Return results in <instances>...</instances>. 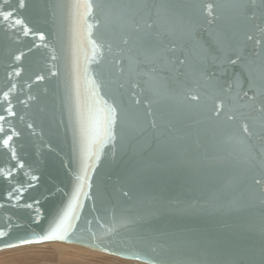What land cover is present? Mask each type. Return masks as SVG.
I'll list each match as a JSON object with an SVG mask.
<instances>
[{"label": "water", "instance_id": "obj_1", "mask_svg": "<svg viewBox=\"0 0 264 264\" xmlns=\"http://www.w3.org/2000/svg\"><path fill=\"white\" fill-rule=\"evenodd\" d=\"M188 2L197 25L189 44L199 42L218 58L209 59L203 73L185 69L179 82L169 79L163 99L148 91L147 67L129 79L126 60L123 76L112 67L117 48L93 49L91 39L100 44L111 39V33L98 9L86 12L85 0H26L18 15L33 32L45 34L43 41L24 36L20 29L15 34L0 30V90L6 89L7 74L20 67V77H12L18 98L35 97L27 105L13 100L17 117L12 123L20 133L13 146L25 165L17 169L16 180L27 187L33 175L38 177L24 200L32 203L35 198L39 210L37 216L15 202L0 209V225L7 224L9 215L14 221L11 235L0 238V249L8 243L19 245V237L42 236L55 228L72 202L82 160L88 159L91 199L81 194L74 204L70 222L76 227L66 238L37 243L59 240L150 264H264V196L260 194L264 153L259 152V141L236 139L242 116L260 118L251 108L259 73L249 76L245 65L232 66L214 43L227 21L235 47L251 59L260 48L245 34L262 35L264 9H235L231 7L235 0H205L224 6L223 18L209 24L198 7L202 0ZM8 3L17 6V0ZM19 52L26 55L14 62ZM36 75L46 78L36 81ZM93 79L105 84L95 97ZM137 83L140 87L133 89ZM113 99L121 107L117 139L103 143L107 116L103 100L112 103ZM135 99L142 100L139 109ZM146 100L158 101L153 105L157 127L128 134L127 126L137 111L143 112ZM218 105H223L219 116ZM228 116L236 120L229 121ZM81 119L83 143L74 144L73 129L79 131ZM8 163L6 151L0 148V165ZM255 179L261 185L254 184ZM5 187L0 184V191ZM85 191H89L87 182Z\"/></svg>", "mask_w": 264, "mask_h": 264}, {"label": "snow or ice", "instance_id": "obj_2", "mask_svg": "<svg viewBox=\"0 0 264 264\" xmlns=\"http://www.w3.org/2000/svg\"><path fill=\"white\" fill-rule=\"evenodd\" d=\"M84 6L87 13H91L93 9H98L104 16L107 29L111 33V39L102 40L100 44H97V41L90 37L93 49L106 47L111 52L113 47L117 48L119 55L113 57L112 67L117 70L119 75L123 76L125 72L123 61L126 60L129 79L132 78V74L139 75V69L147 67L149 71L145 74L149 77L148 81H146L148 91L161 99L164 98L169 79L179 82L180 77L184 75L185 69L189 72L203 73V65L209 59L215 60L218 58L212 55L207 47L202 46L199 42L189 44L197 25L189 15V9L192 5L188 0H95V3H93V0H85ZM25 7L26 0H17L16 7H11L8 0H0V30L5 33L11 32L15 34L16 30L20 29L24 36L32 35L41 41L45 40L43 32H33L25 23L24 18L18 15V12ZM198 7L201 15L209 24H215L223 18L222 9L224 6L219 3L202 0ZM231 7L235 9H264V0L260 4H257L256 0H235ZM99 23L97 21V24ZM261 32L262 35L259 38L245 34L247 41L253 42L260 48L259 52L251 53V59L242 55L235 47L234 33L231 31V26L227 21L219 28L214 43L216 49L225 54L229 64L232 66L245 65L244 70L249 76L256 72L259 73V84L257 92L251 98V108L253 112L259 114L260 118L256 119L250 115L242 116L241 120L243 123L239 125V135L236 136V139L241 142L243 140L259 141V152L264 153V29ZM25 55V52L15 54L13 56L14 62H20ZM52 59L55 60L56 57H52ZM22 71L23 69L20 67L13 68L7 74L8 84L6 89L0 90V148L4 149L9 157L7 165H0V184L6 185L4 190L0 191V200L5 201V203H0V209L8 208L15 202L16 207L23 205L26 209L36 212L38 216L39 210L34 206L38 201L35 198H33L32 203L24 200L27 192L34 187L32 182L38 181V177L33 175L27 181V187H25L22 180H16L17 169H23L25 165L17 156L16 148L13 146L14 139L20 135L12 123V120L17 117L13 100L15 99L18 103L27 105L29 101L35 99L31 95H28L25 100L18 98V84L12 82V77H20ZM171 72H175L176 75L172 77L165 75ZM56 74V72L51 73L53 76ZM45 78L44 75L35 76L36 81H43ZM92 84V96L95 97L105 87V84L103 80L97 83L95 79L92 80ZM118 86L124 88L123 83H119ZM28 87L30 88L31 85H28ZM132 87L135 89L139 88L140 85L137 83L133 84ZM143 91L144 89L141 88V92ZM132 96L136 97L137 93L133 91ZM244 96L247 97V92L244 93ZM257 96L259 97L258 101ZM185 99L197 101L198 96H191L190 98L185 96ZM103 103L107 110V116L105 136L102 142H114L117 139L115 127L121 116V107L115 99H113L112 103H108L107 100H103ZM156 103L158 101L146 100L143 102L144 110L142 113L137 111L135 120L127 126L128 134L133 132L139 134L149 126L153 129L157 127L155 120L156 109L153 107ZM134 104L139 109L142 105V100L135 99ZM222 107L223 105L216 106L215 114L217 116H219ZM76 112L78 116L81 115L78 98L76 101ZM147 117H152V119L145 124L144 121ZM227 119L235 121L236 117L228 116ZM27 128L33 129V125L27 124ZM124 134L122 133V135ZM83 138L84 127L81 119L79 131L77 132L76 129H73L74 144L83 143ZM88 155H91L90 151ZM99 158V155H97V161ZM91 166L88 163V159L82 160L80 175L77 177L79 183L76 184L72 193V202L69 203L68 211L65 212L64 217L56 224L55 228L46 235L36 236L33 234L32 238L19 237L17 238L19 244L37 243L54 238L63 239L69 235L70 231L74 230L76 226L70 222L74 204L79 201L81 194L84 195L86 200L91 199L92 176L89 175V167ZM10 181L16 182L11 183ZM86 182L89 191H85ZM253 182L256 185H261L262 183L259 179H255ZM260 194L264 196V189L260 190ZM124 195L127 196L128 193H124ZM77 220H79V217H77ZM13 225V217L9 215L7 224L0 225V238L11 235ZM5 228L7 231L2 230ZM6 246L11 247L14 245L8 243ZM104 250L108 251L107 248Z\"/></svg>", "mask_w": 264, "mask_h": 264}, {"label": "rangeland", "instance_id": "obj_3", "mask_svg": "<svg viewBox=\"0 0 264 264\" xmlns=\"http://www.w3.org/2000/svg\"><path fill=\"white\" fill-rule=\"evenodd\" d=\"M57 244L64 243H35L31 247L12 250L10 252L0 254V263L6 262L8 264H150L145 262L143 263L137 260L119 258L117 256L98 251L90 252V254H84L75 251L74 247L70 244H67L68 250L63 253V257L59 255V251L63 248V246Z\"/></svg>", "mask_w": 264, "mask_h": 264}, {"label": "bare ground", "instance_id": "obj_4", "mask_svg": "<svg viewBox=\"0 0 264 264\" xmlns=\"http://www.w3.org/2000/svg\"><path fill=\"white\" fill-rule=\"evenodd\" d=\"M49 242H62V243H64V244H57V245H61V246H63V248L59 251V255L60 256H63L64 257V252L65 251H67L68 250V245L67 244H70L71 246H73L74 247V249H75V251H78V252H81V253H84V254H90V252H97L98 250H94V249H90V248H86V247H84V246H80V245H77V244H71V243H67V242H64V241H59V240H55V241H49ZM32 244V245H31ZM33 244H35V243H29V245L28 244H19V245H15V246H11V247H5V248H1L0 250V254H3V253H6V252H10V251H12V250H17V249H19V248H27V247H31V246H33ZM23 245H25V246H23ZM18 246H21V247H18ZM13 247H16V248H13ZM8 248H11V249H8ZM5 249V250H4ZM98 252H101V251H98ZM102 253H104V252H102ZM106 254H108V253H106ZM110 255H114V254H110ZM114 256H117V255H114ZM62 257V258H63ZM117 257H119V258H123V257H120V256H117ZM125 259H128V258H125ZM131 260H133V259H131ZM138 261V260H137ZM142 262V261H141ZM144 263V262H143ZM146 263V262H145ZM0 264H8V263H6V262H2V263H0Z\"/></svg>", "mask_w": 264, "mask_h": 264}]
</instances>
